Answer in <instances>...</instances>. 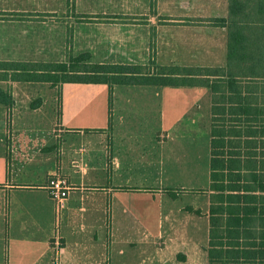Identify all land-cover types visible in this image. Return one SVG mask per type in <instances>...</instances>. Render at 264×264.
I'll use <instances>...</instances> for the list:
<instances>
[{"label":"crops","instance_id":"obj_1","mask_svg":"<svg viewBox=\"0 0 264 264\" xmlns=\"http://www.w3.org/2000/svg\"><path fill=\"white\" fill-rule=\"evenodd\" d=\"M227 14L228 0H0V62L62 63L87 54L96 64L220 67L226 29L201 19ZM98 87L61 90L59 104L51 97L57 90L23 104L11 93L13 103L0 105V264H121L123 236L112 229L119 219L115 211L107 217L106 207H119L123 170L132 169L116 134L131 116L123 114L131 100L121 96L140 90L113 92L119 95L114 110L113 90ZM163 110L161 134L169 128ZM52 176L71 186L61 208L59 244L55 203L46 189ZM142 235L141 254L124 264H155V253H148L153 243ZM156 253L161 264L170 262L167 251ZM170 260L201 263L195 253Z\"/></svg>","mask_w":264,"mask_h":264},{"label":"trees","instance_id":"obj_2","mask_svg":"<svg viewBox=\"0 0 264 264\" xmlns=\"http://www.w3.org/2000/svg\"><path fill=\"white\" fill-rule=\"evenodd\" d=\"M220 67L96 64L83 54L62 63L0 62L1 83L201 87L209 90L207 264H264V0H228Z\"/></svg>","mask_w":264,"mask_h":264},{"label":"rangeland","instance_id":"obj_3","mask_svg":"<svg viewBox=\"0 0 264 264\" xmlns=\"http://www.w3.org/2000/svg\"><path fill=\"white\" fill-rule=\"evenodd\" d=\"M224 59L226 64L227 50ZM155 65L181 66L166 63ZM1 85L22 104L28 100L37 103L47 98V90H57V94L51 97L55 98V104H59L63 102L61 90H99L98 86H101L79 83L52 85L12 80L4 81ZM26 90H39L41 94L34 95ZM112 90L111 109L114 110L118 106L113 100L119 95L113 92L140 90L127 91L126 95L121 96L131 100L126 103V111L123 112L124 116H131L122 119L116 127V134L121 137L123 161L131 163L132 169L123 170V191L117 192L115 197L119 199V207H112L111 204L106 207L107 217L115 211L116 220L119 219V223H112V229L123 236L120 241L125 255L121 256V264L134 252L136 256L141 254V246L145 242V239H141L143 232L147 233L148 243H153L151 250L154 251L148 248V253H155V264H161L157 250L167 251L168 263H171V258L195 253L201 259L200 264H206L209 226V90L169 86H113ZM161 90L181 91L165 95ZM161 107L165 109L163 121L166 126L169 125L162 134L159 133L162 127L159 119L162 115ZM158 137H161L160 140ZM143 186L148 190L146 193L135 191Z\"/></svg>","mask_w":264,"mask_h":264},{"label":"built area","instance_id":"obj_4","mask_svg":"<svg viewBox=\"0 0 264 264\" xmlns=\"http://www.w3.org/2000/svg\"><path fill=\"white\" fill-rule=\"evenodd\" d=\"M71 186L69 182L62 176H52L48 179L46 189L49 196L55 203L56 220H55V232L57 235V244H59V232L61 227L60 213L63 205V201L67 198L68 192Z\"/></svg>","mask_w":264,"mask_h":264}]
</instances>
